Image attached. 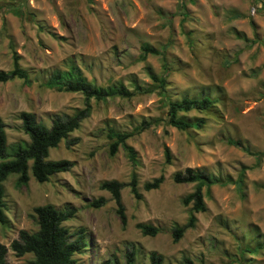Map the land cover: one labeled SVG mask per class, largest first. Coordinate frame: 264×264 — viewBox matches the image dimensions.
Instances as JSON below:
<instances>
[{
  "label": "rangeland",
  "instance_id": "rangeland-1",
  "mask_svg": "<svg viewBox=\"0 0 264 264\" xmlns=\"http://www.w3.org/2000/svg\"><path fill=\"white\" fill-rule=\"evenodd\" d=\"M11 7L23 16L9 13ZM263 39L264 0H0V70H10L15 55L31 78L29 86L18 79L0 83V119L8 147L27 141L19 128L20 112L34 114L49 127L53 115H71L82 107L80 94L40 86L45 74L64 69L69 59L96 85L120 82L128 90H149L91 101L89 116L67 137L76 141L69 147L60 141L48 151V160L71 163L67 172L44 183L28 173L27 184L20 187L15 175L6 178V225L0 226L6 264L32 260L31 254L15 257L8 246L18 231H36L33 208L45 204L75 209L73 218L62 223L70 233L81 228L85 234L75 264H126L130 247L134 264H148L152 251L162 264H184L182 258L192 264H264V159L257 162L254 155L225 143L230 138L252 153L264 151ZM141 44L165 48L167 72L161 71L158 56L137 59ZM148 72L165 77L164 87L152 82ZM205 96L215 100L212 109L183 114L189 120L203 118L200 129L178 131L166 124L167 101ZM107 128L131 134L125 143L138 160L134 172L141 200L135 201L127 187L121 189L124 226L110 195L98 187L109 180L126 184L131 173L121 148L108 155ZM242 166L241 189L226 184L210 187L207 194L202 190L205 211L193 213V227L173 243L170 228L186 223L191 205H182L181 199L193 184H175L172 175L185 168L204 169L234 180ZM159 175L157 189H142ZM97 198L105 203L90 207ZM138 223L161 231L142 236Z\"/></svg>",
  "mask_w": 264,
  "mask_h": 264
},
{
  "label": "trees",
  "instance_id": "trees-1",
  "mask_svg": "<svg viewBox=\"0 0 264 264\" xmlns=\"http://www.w3.org/2000/svg\"><path fill=\"white\" fill-rule=\"evenodd\" d=\"M9 13L14 16L22 17L23 13L16 8H9ZM185 14H182L184 18ZM252 25V24H251ZM254 34V28L252 26ZM264 46V39L261 41ZM147 55L158 56L161 61V71L167 72L165 48L155 49L148 44L139 46L138 60L143 61ZM148 78L157 83L160 88L164 87L165 77L157 76L151 72L147 74ZM13 79L21 80L22 84L29 86L31 84L30 74L27 70L21 68L18 64V58L12 56L11 69L8 71L0 70V83H5ZM40 86L45 89L53 90L58 93H78L82 97V107L75 109L71 115H53L50 119L49 127L37 121L34 114L29 112H20L18 120L20 130L27 137V141H21L7 146L4 125L0 119V226L6 225V219L3 213V186L2 183L9 175H15V186H25L29 180V175L37 183L47 182L49 177L64 173L69 170L71 163L67 160H48L49 149L55 148L60 141L65 142V146L73 144L76 140L68 141L67 137L75 131L82 120L87 118L91 111L90 102H104L114 97L130 98L135 93H148L139 87L128 90L120 82L112 83L108 86H99L92 81H88L81 73L75 63L69 59L65 62L64 69H53L42 78ZM215 100L209 97L188 98L182 97L178 100L166 102V124L178 131L188 129L198 130L204 125L203 118L189 120L183 114L189 112H205L212 109ZM145 124H141L135 131H139ZM131 134L115 131L107 128L105 138L108 140V155L113 156L118 148H121L127 162L131 166V173L126 184L114 180L103 181L98 187L100 190L110 195L111 201L115 205V214L117 215L121 226L126 223L124 208L120 200V191L124 187L135 201L141 200V195L137 190V178L134 168L138 165L136 152L128 146L125 141ZM225 143L238 147L242 152L248 155H254L256 161L264 159V151L252 153L239 140L230 138ZM165 163H169L168 152L164 150ZM245 167H241L234 180L226 177L224 179L215 176L204 169L185 168L183 171L175 172L172 175V182L175 184H193V190L181 199L182 205H191L189 216L184 225H173L170 228L169 235L173 243L177 242L186 229L192 228L195 222L193 213L204 212L202 190L207 194L212 186H221L233 184L237 190L241 189L243 184V175ZM162 183V176L152 179L142 185L144 191L155 190ZM105 203L103 198L92 200L88 205L93 208L101 207ZM35 217L36 231L28 233L20 230L17 237L13 239L8 250L15 257H21L24 254H31L32 260L29 264H75L73 256L80 254L86 245L84 231L80 228L73 232L62 226V223L73 218L75 209L64 206L62 209H55L49 204L33 208ZM135 227L142 236L154 237L160 233V229L149 225L138 223ZM246 251V250H245ZM7 249L0 244V264H6ZM249 252V251H247ZM126 264H134V252L130 247L124 254ZM184 264H192L187 258H182ZM148 264H162V257L156 252L147 254ZM104 264H109L106 262ZM111 264H116L112 262Z\"/></svg>",
  "mask_w": 264,
  "mask_h": 264
}]
</instances>
